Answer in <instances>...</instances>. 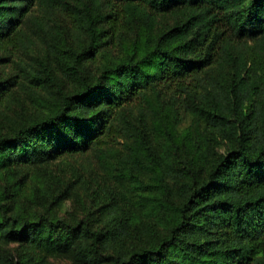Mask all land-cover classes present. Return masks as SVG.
<instances>
[{
    "label": "trees",
    "instance_id": "trees-1",
    "mask_svg": "<svg viewBox=\"0 0 264 264\" xmlns=\"http://www.w3.org/2000/svg\"><path fill=\"white\" fill-rule=\"evenodd\" d=\"M49 257L264 264V0H0V264Z\"/></svg>",
    "mask_w": 264,
    "mask_h": 264
},
{
    "label": "rangeland",
    "instance_id": "rangeland-1",
    "mask_svg": "<svg viewBox=\"0 0 264 264\" xmlns=\"http://www.w3.org/2000/svg\"><path fill=\"white\" fill-rule=\"evenodd\" d=\"M85 205L83 199L80 201L77 197L66 199L59 210V214L65 218L70 217L71 213H74L73 216L75 217H80L84 213ZM47 260L49 264H71L69 260L60 257H49Z\"/></svg>",
    "mask_w": 264,
    "mask_h": 264
}]
</instances>
